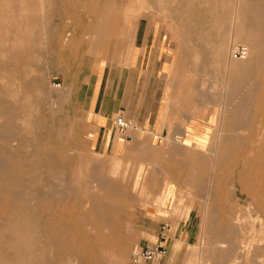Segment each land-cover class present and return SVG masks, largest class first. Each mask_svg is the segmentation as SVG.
Segmentation results:
<instances>
[{
	"label": "rangeland",
	"instance_id": "1",
	"mask_svg": "<svg viewBox=\"0 0 264 264\" xmlns=\"http://www.w3.org/2000/svg\"><path fill=\"white\" fill-rule=\"evenodd\" d=\"M235 2L0 0V123L3 122V126L0 125V157L11 170L9 183L14 186L12 193L0 192V195L4 193L0 196V264H54L55 261V264H156L163 254L155 261H146L132 257V250L136 245H156L148 244L141 229L149 212L145 195L155 192L154 186L168 182L176 185L170 196L173 198L170 213L182 219L189 218L195 229L193 243L178 249V255L184 258H180L178 264H229L234 257L238 260L235 264H264V260L261 261L264 259V226H261L264 225V196L259 198L260 179L249 150L264 120V113L259 109L264 103V63L258 60L264 58V49L261 47L263 41L256 36L248 20L242 28L243 35L233 39L231 18ZM147 24L153 27L152 39L147 47H135L141 59L137 73L149 66L160 69L164 62L171 60L168 70H171L172 82L167 90L163 89L161 99L177 98L175 108L181 112L178 122L181 126L195 116V140L181 135L180 141L171 140L173 134L166 140L157 139L152 134L136 133L133 128L120 134L125 143L121 154L100 152L91 144V125L79 108L76 92L81 82L105 67L106 75L113 65L116 66L114 70L119 67L121 73L125 67L127 74L134 33L140 30L142 34ZM93 35H98L96 41ZM251 37L256 43L252 61L243 67L232 65L230 69V60L232 63L241 60L240 52H235L237 46H245L247 38ZM217 42L225 45V53L216 50ZM218 53L225 54H221L223 59ZM151 55L153 58L161 56L162 61H149ZM225 68L233 71L229 74L232 84L237 76L242 83L226 102L221 118L219 99ZM163 80L165 85L164 75ZM142 85L129 86L126 92L147 91ZM124 93L121 89L122 97ZM248 94L251 96L249 114L237 121L229 113L231 107ZM5 128L10 131L9 141L2 137ZM219 131L221 137L217 136ZM170 147L183 162L184 171L165 162V150ZM154 153L158 154L155 159ZM196 159L201 161L200 168L197 166L201 169L198 190L195 189ZM96 180L107 186L94 193ZM214 185H218V189ZM108 186L119 193L117 204L127 212L124 227L130 232L129 243L121 258L110 253L97 261L87 260L77 246L70 228L71 220L57 212L41 213L31 199L53 187L76 194L82 207L84 198L105 194ZM55 236L65 238L67 245L58 242Z\"/></svg>",
	"mask_w": 264,
	"mask_h": 264
},
{
	"label": "crops",
	"instance_id": "2",
	"mask_svg": "<svg viewBox=\"0 0 264 264\" xmlns=\"http://www.w3.org/2000/svg\"><path fill=\"white\" fill-rule=\"evenodd\" d=\"M152 29L151 24L144 26L142 34L140 30L136 29L134 45L129 53L130 66H128L127 74L124 72L125 67L122 68L123 73H121L119 67L114 70L116 66L113 65L110 67L109 74L106 75L105 67L101 72H93L88 80L81 82L82 84L76 92L79 108L91 125L89 131L91 144L100 152L113 154L123 152L125 143L120 134L124 132L113 126V119L117 114H122L127 120L134 123L136 133L152 134L153 137L164 140L170 134H173L171 140L179 141L181 136H185L191 141L195 140V116H192L184 126H181L178 124L181 112L175 108L177 98L172 97L169 100L166 96L165 99H161L163 89L167 90L172 82L171 70H168L171 60L169 63L164 62L160 69L149 66L141 73H137L138 61L141 59L140 53L135 47L148 46L152 39ZM149 61L161 62L162 58L161 56L153 58L151 55ZM163 75L166 77L165 85ZM140 84H144L142 86L146 87L147 91L143 93L126 92L127 87L134 85L137 88ZM121 89L125 91L123 97L120 95ZM154 154L153 159L158 156L157 153ZM165 154L167 159L165 162L168 165L184 171L181 168L183 162L178 160L174 148H168L165 150ZM174 185L172 182H168L166 185L154 186L153 188H157V190L145 195V204L149 206V212L146 210L147 218L141 229L145 238L148 239V244L157 243L158 240H162V235L165 234L164 242L167 251L156 264H178V261L184 259L178 255V249L184 244L193 243V237H195V229L193 223L188 220L189 218L182 219L170 213L173 206L171 200L173 198L170 196L173 194Z\"/></svg>",
	"mask_w": 264,
	"mask_h": 264
},
{
	"label": "bare ground",
	"instance_id": "3",
	"mask_svg": "<svg viewBox=\"0 0 264 264\" xmlns=\"http://www.w3.org/2000/svg\"><path fill=\"white\" fill-rule=\"evenodd\" d=\"M92 1V0H91ZM167 1V0H166ZM76 2V1H75ZM78 2V1H77ZM185 2V1H184ZM94 4V3H93ZM73 5V4H72ZM84 5V4H83ZM88 5V4H87ZM98 5V4H97ZM175 5V4H174ZM184 5V4H183ZM75 6V5H74ZM78 6V5H77ZM179 6V5H178ZM84 7V6H83ZM148 7V6H147ZM76 8V7H75ZM90 8V6H89ZM105 8V7H104ZM103 8V9H104ZM94 9V8H93ZM174 9V8H173ZM101 10V9H100ZM94 11V10H93ZM103 11V10H102ZM90 11H88L89 13ZM91 14V13H90ZM106 17V16H105ZM250 22V24H252V28H255V33L256 36H258V38H260L263 43L261 44L262 49H264V0H236L235 2V7H234V12L232 14V18H231V22H232V32H233V39L237 40L240 38V35H243V31L245 28V25L247 24L248 21ZM101 26V25H100ZM86 27V26H85ZM251 30V29H250ZM92 31V30H91ZM88 32V31H87ZM99 34V32H98ZM102 34V33H101ZM89 35H91L89 33ZM95 35V34H94ZM93 35V36H94ZM103 35V34H102ZM105 35V34H104ZM63 36V35H62ZM87 36V35H86ZM97 36H94L95 40L97 39ZM90 36H88L87 38H89ZM101 37V36H99ZM91 38V37H90ZM237 38V39H236ZM100 39V38H99ZM104 39V36H103ZM231 39V38H230ZM101 40V39H100ZM260 40V41H261ZM62 41V40H61ZM76 41V40H75ZM20 42V41H19ZM102 42V41H101ZM92 43V42H91ZM99 43V42H98ZM68 45V44H67ZM247 45V46H246ZM246 45H242V50L240 52V58L241 60H237L234 61L232 63V61L230 60V69L231 66L234 65L235 67H243L246 66L248 64H250V62L253 59V50L256 47V43L254 41V37L251 38H247L246 40ZM225 45H223V43L221 44V42H217L216 44V50L220 51L223 53H225ZM215 49V48H214ZM240 49V46H237L235 52H237ZM261 49V48H260ZM261 49V50H262ZM217 51V52H218ZM251 51V52H250ZM217 52H215V54H217ZM221 53V54H222ZM219 56L221 55L220 53H218ZM251 54V56H250ZM4 55V54H3ZM16 55V54H15ZM225 55V54H222ZM221 55L222 59L223 56ZM229 55V54H228ZM218 56V55H217ZM218 56V57H219ZM17 57V56H15ZM231 57V55H230ZM257 57V56H255ZM225 58V57H224ZM243 58V59H242ZM220 59V58H218ZM229 59V58H228ZM221 60V59H220ZM257 60V59H256ZM261 61V63H264V58H260L259 59ZM228 61V60H227ZM226 62V61H225ZM224 62V63H225ZM225 65V64H224ZM228 66V63L226 64ZM225 65V66H226ZM256 67V66H255ZM228 69V68H227ZM230 69L226 70V75H225V79L222 82L221 85V89H220V93H221V97L219 99V102L221 104V118H223L224 115V111L226 110L225 108V104L228 101L229 98L233 97L234 94V90L236 88V86L241 85V79L239 78V76L233 78V82L234 84H232V82H230V77L229 74H231ZM256 72V71H255ZM249 74V73H248ZM264 75V74H263ZM262 75V76H263ZM36 77V76H35ZM5 78V77H4ZM222 80V79H221ZM232 80V79H231ZM40 83V82H39ZM217 83V82H216ZM215 83V84H216ZM205 84V83H204ZM221 84V83H220ZM21 87H23L21 85ZM204 87V85H203ZM213 87L214 86L213 84ZM217 88V87H216ZM214 89V88H213ZM212 89V90H213ZM218 89V88H217ZM256 89V88H255ZM254 89V90H255ZM245 90V89H244ZM256 91H258L256 89ZM261 91V90H259ZM209 92V91H208ZM215 92V91H213ZM212 94V93H211ZM216 94V93H215ZM214 95V93H213ZM258 95V94H257ZM216 96V95H215ZM256 96V95H255ZM254 96V97H255ZM259 96V95H258ZM16 97V96H15ZM6 98V97H5ZM263 99V98H262ZM259 100L261 101V99L259 98ZM259 101V102H260ZM6 102V101H5ZM242 103V104H241ZM250 103H251V96L250 94L246 95L241 101L236 102L235 104H233V106L231 107L230 110V114L231 117L233 119L237 118L239 121V118H241L244 114L248 113L249 114V110H250ZM5 104V103H4ZM8 104V103H7ZM10 104V103H9ZM259 104V103H258ZM264 103L260 104L259 109L260 111H262L264 113ZM253 105V103H252ZM2 106V105H1ZM219 106V105H218ZM11 107V106H10ZM16 110V109H15ZM3 111H1L2 113ZM16 112V111H14ZM9 113V112H8ZM9 117V114H8ZM11 117V116H10ZM15 117V116H14ZM10 118H8L9 120ZM12 120V119H11ZM235 121V120H234ZM236 121V122H237ZM6 122V120H5ZM254 122V121H253ZM3 124V122H2ZM0 123V125H2ZM254 125V124H253ZM3 126V125H2ZM258 126V125H257ZM21 127V126H20ZM6 129V128H5ZM249 129V127H248ZM219 130H221L219 128ZM244 132V131H243ZM240 133V132H239ZM248 133V131H247ZM255 133V131L253 132ZM2 133H0L1 135ZM213 134V133H212ZM233 134V133H232ZM246 134V133H245ZM220 135V137L222 136V133L219 131L217 133V136ZM227 135V134H226ZM255 135V134H254ZM253 136V135H252ZM3 139H6V141H9L10 139V131L9 130H4L3 131V135H2ZM20 137V136H19ZM40 137V136H39ZM227 137V136H225ZM249 137V136H247ZM48 138V137H47ZM229 138V137H228ZM256 142H254L251 147H250V153H251V158L253 160V162H255V171H256V175L257 177H259L260 182H259V188H258V194H260L262 198V196H264V120L262 119L260 122V125L258 127V132H257V136L255 137ZM1 139V138H0ZM25 139V138H24ZM51 139V138H50ZM224 139V138H223ZM230 139V138H229ZM18 140V139H17ZM2 141V140H0ZM46 141V140H45ZM180 141V140H179ZM4 142V141H3ZM24 142V140L22 141ZM52 142V141H51ZM49 142V143H51ZM235 142H238L237 139H235ZM10 143V142H9ZM21 143V142H20ZM46 143V142H45ZM43 143V144H45ZM47 144L49 146H51L50 144ZM225 143V142H224ZM223 143V146H224ZM252 143V142H251ZM222 144V142L220 143ZM219 144V145H220ZM22 145V144H21ZM25 145V144H23ZM32 145V144H31ZM35 146V144H33ZM217 145V144H216ZM218 145V146H219ZM16 145H14L15 147ZM26 146V145H25ZM30 146V145H29ZM44 146V145H43ZM19 147V146H18ZM24 146H22L23 148ZM53 147V146H52ZM225 147V146H224ZM5 148V147H4ZM38 148V147H37ZM67 148V147H66ZM216 148V147H215ZM221 148V147H220ZM231 148V147H230ZM18 149V148H16ZM32 149V148H31ZM30 149V150H31ZM45 149V148H44ZM246 149V148H245ZM2 150V149H1ZM34 150V148H33ZM40 150V149H39ZM231 149H229L228 151L230 152ZM19 152V151H18ZM220 152V150H219ZM234 152V151H233ZM24 153V152H23ZM40 153V152H38ZM223 154V153H222ZM24 155V154H23ZM41 155V154H40ZM244 155V154H243ZM243 155L241 157H243ZM32 156V155H31ZM25 157V156H24ZM23 157V158H24ZM55 157V156H54ZM3 158V157H2ZM2 158L0 157V192H9L12 193V190L14 189L13 185L11 183H9V174L11 172L10 168L8 166H6V164L4 163V161L2 160ZM28 158V157H27ZM31 158V157H30ZM59 158V157H58ZM217 158V157H216ZM25 159V158H24ZM23 159V160H24ZM60 159V158H59ZM240 159V158H239ZM249 159V158H248ZM6 160V159H5ZM27 160V159H26ZM35 160V159H34ZM45 160V158H44ZM219 160V159H218ZM28 161V160H27ZM32 162V160H30ZM220 161V160H219ZM29 162V161H28ZM45 162V161H44ZM43 162V163H44ZM200 160L196 159L195 164V189H199L201 188V178H200V172L201 169H199L200 167ZM248 162V161H247ZM27 163V162H26ZM25 164V162H24ZM35 164V163H33ZM59 164V163H58ZM207 164V163H206ZM253 164V163H252ZM30 165V164H29ZM36 166V165H34ZM199 168H198V167ZM30 167V166H29ZM209 167V166H208ZM20 168V166H19ZM26 171H27V167H25ZM31 168V167H30ZM32 168L34 169V167L32 166ZM244 168V167H241ZM252 168V167H251ZM18 169V168H17ZM24 169V168H23ZM210 169V168H209ZM207 169V170H209ZM213 169V168H212ZM32 171V169H30ZM68 172V170H66ZM213 171V170H212ZM25 171H23L24 173ZM38 173V172H37ZM36 173V175H37ZM252 173V172H251ZM255 173V172H254ZM24 174H28L27 172ZM71 174V173H70ZM223 174V173H222ZM29 175V174H28ZM69 175V173H68ZM31 176V175H30ZM35 176V175H34ZM70 176V175H69ZM211 176V175H210ZM37 177V176H36ZM68 177V176H67ZM66 177V179H67ZM216 177V176H215ZM240 177V176H239ZM249 177V175H248ZM247 177V178H248ZM256 177V176H255ZM28 178V177H27ZM30 179V178H29ZM28 179V180H29ZM35 180V179H34ZM245 180V179H244ZM220 180H218L219 182ZM27 182V181H26ZM97 184L94 186L93 192L94 191H99L104 189L107 184L101 180H96ZM69 183V181H68ZM211 183V182H210ZM217 183V181H216ZM70 184V183H69ZM215 184V183H214ZM241 184V183H239ZM216 185V184H215ZM214 185V186H215ZM27 186V183H26ZM218 186V185H217ZM217 186H215V188H217ZM210 187V186H209ZM30 188V187H29ZM38 188V187H37ZM41 189V188H40ZM39 189V190H40ZM218 189V188H217ZM216 189V190H217ZM223 189V188H222ZM38 190V189H37ZM222 191V190H221ZM246 191V190H245ZM209 192V189H208ZM223 192V191H222ZM95 193V192H94ZM4 194V193H3ZM2 194V195H3ZM119 195V193H116V191L114 189L111 188V186H108V192H106L105 194H91L89 195L86 199L84 198V201L82 202V207H81V200L80 198L76 195L73 194L71 192H66L63 189H59V188H53V187H49L47 190L44 191V194L42 196L39 195H34L31 197V199L34 202V205L36 207V209L40 210L41 213H49V214H53V212H57L60 215H63L64 217H66L67 219L71 220V230L73 232V234L75 235L76 239H77V246L78 248H80L83 251V254L87 256V260H91V261H97L100 259V257L102 255H104V257L109 256V254H113L116 257L121 258L123 256L124 251H126L125 246L128 242V232L125 229V219H127V212L121 208H119L118 206V200H116V195ZM0 195V196H2ZM224 195V194H223ZM8 197V196H7ZM209 197V196H208ZM207 197V198H208ZM215 197V196H214ZM9 198V197H8ZM14 199V197H12ZM2 199V198H1ZM218 199V198H217ZM216 199V201H217ZM223 199V198H221ZM5 200V199H4ZM224 200V199H223ZM3 201V200H2ZM201 201V200H200ZM220 200H218L219 202ZM1 202V201H0ZM8 202V200H7ZM207 202V201H206ZM222 202V201H221ZM219 202V203H221ZM262 202V201H261ZM4 202H2L3 204ZM9 203V202H8ZM200 204V203H199ZM207 204V203H206ZM206 204L204 205V207L206 206ZM223 204V202H222ZM226 204V203H225ZM10 205V203H9ZM13 205V204H12ZM15 205V204H14ZM261 205V203L259 202V206ZM18 206V205H17ZM4 207V206H2ZM23 207V206H22ZM25 207V206H24ZM250 207V206H249ZM5 208V207H4ZM3 208V209H4ZM12 208V207H11ZM207 208V207H206ZM226 208V207H225ZM256 208V207H255ZM1 209V208H0ZM8 209V207H6V210ZM13 210V209H12ZM4 211V210H3ZM130 211V210H129ZM208 211V210H207ZM226 211V210H225ZM229 211V210H227ZM25 212V211H24ZM205 212V210H204ZM262 212V211H261ZM2 213V212H1ZM4 213V212H3ZM7 213V212H6ZM27 213V212H26ZM209 213V212H208ZM5 214V213H4ZM8 214V213H7ZM6 214V215H7ZM38 214V213H36ZM40 214V215H43ZM48 214V215H49ZM204 214V213H203ZM239 214V213H238ZM2 216V214H0ZM90 215V217H89ZM129 215V214H128ZM205 215V214H204ZM209 215V214H207ZM225 215V214H223ZM228 215V214H227ZM4 217V216H3ZM2 217V218H3ZM7 217V216H6ZM27 217V215H26ZM44 217V216H43ZM46 217V216H45ZM226 217V216H225ZM246 217V216H245ZM244 217V218H245ZM28 218V217H27ZM41 218V216H40ZM202 218V217H201ZM205 218V217H204ZM5 219V218H4ZM39 219V218H38ZM46 219V218H45ZM47 221H49V217H47ZM53 219V218H52ZM219 219V216H218ZM204 220V219H202ZM216 220V219H215ZM258 220V219H257ZM6 221V220H5ZM41 221V220H40ZM52 221V220H51ZM57 221V220H56ZM67 221V220H66ZM50 222V221H49ZM256 222V220H255ZM258 222V221H257ZM264 222V221H263ZM44 223V222H43ZM58 227V222H55ZM54 223V224H55ZM66 224V222H64ZM204 223V222H203ZM42 224V223H41ZM62 224V223H61ZM1 225V222H0ZM40 225V224H39ZM47 225V224H46ZM215 225V224H214ZM42 226V225H41ZM52 226V225H51ZM55 226V227H56ZM61 226V225H60ZM262 227L264 225H261ZM213 227V226H212ZM66 228V227H65ZM219 228V227H218ZM264 228V227H263ZM51 229V227H50ZM59 229V228H58ZM57 229V230H58ZM128 229V228H127ZM62 230V229H61ZM66 230V229H65ZM54 231V229H53ZM59 231V230H58ZM256 232V230H254ZM260 231V230H259ZM44 232V231H43ZM47 232V231H46ZM56 232V231H55ZM65 232V231H64ZM68 232V230H67ZM254 232V233H255ZM264 232V230H263ZM49 233V231H48ZM61 233V232H60ZM130 233V232H129ZM259 234H261V232H258ZM257 233V235H258ZM62 234V233H61ZM66 234V233H65ZM70 234V233H68ZM67 234V235H68ZM43 235V233H42ZM63 235V234H62ZM46 236V234H45ZM51 236V235H50ZM61 236V235H60ZM64 236V235H63ZM5 237V236H4ZM52 237V236H51ZM69 237V236H68ZM241 237V236H240ZM252 237V235H251ZM254 237V236H253ZM258 237V236H257ZM8 238V236H7ZM58 242L61 243H65L64 245L66 246L68 241H65V238H59V236H55L54 237ZM242 238V237H241ZM6 239V238H5ZM51 239V238H50ZM254 239V238H253ZM54 240V239H53ZM67 240V239H66ZM72 240V239H71ZM70 240V241H71ZM242 240V239H241ZM261 241V240H259ZM47 242V241H46ZM54 242V241H53ZM72 242V241H71ZM262 242V241H261ZM60 243V244H61ZM73 243V242H72ZM72 243H69L72 244ZM129 243V242H128ZM249 243V242H248ZM251 243V242H250ZM256 243V242H255ZM45 244V243H44ZM59 244V245H60ZM253 244V243H251ZM258 244V243H257ZM261 244V243H259ZM49 245V244H48ZM68 245V246H69ZM129 245V244H128ZM57 246V244H56ZM219 246V245H218ZM244 246V245H242ZM60 247V246H59ZM61 248V247H60ZM129 248V247H128ZM250 249L252 247H249ZM64 249V248H63ZM128 250V249H127ZM200 250V249H199ZM62 251V250H61ZM65 251V249H64ZM127 252V251H126ZM250 252V251H249ZM61 253V252H60ZM11 254V253H10ZM48 254V253H47ZM59 254V253H58ZM64 254V253H63ZM82 254V253H81ZM82 254V255H83ZM248 254V253H247ZM54 255V254H53ZM62 255V254H61ZM66 255V254H65ZM250 255V254H249ZM56 256V255H55ZM63 257V256H62ZM10 258V257H9ZM60 258V257H59ZM260 258V257H258ZM263 258V257H262ZM111 259V258H110ZM62 260V259H61ZM112 260V259H111ZM237 258L234 257V259L229 263V264H235L236 263ZM248 260V259H247ZM254 260V259H253ZM264 259H262L261 261H263ZM46 261V259H45ZM51 261V260H50ZM238 261V260H237ZM57 262V261H55ZM54 262V264H55ZM263 263V262H262ZM261 263V264H262ZM44 264V263H43ZM59 264V263H58ZM247 264V263H246Z\"/></svg>",
	"mask_w": 264,
	"mask_h": 264
},
{
	"label": "built area",
	"instance_id": "4",
	"mask_svg": "<svg viewBox=\"0 0 264 264\" xmlns=\"http://www.w3.org/2000/svg\"><path fill=\"white\" fill-rule=\"evenodd\" d=\"M241 50H242V46L238 51L241 52ZM113 126L125 132L129 129H133L135 127V124L127 120L122 114H117V116L113 119ZM162 239H165V234L162 235ZM166 251L167 249L164 244V241L160 240L154 246H147V247H143L140 245L134 246L132 250V257L136 259H144L146 261H154L161 254L166 253Z\"/></svg>",
	"mask_w": 264,
	"mask_h": 264
}]
</instances>
